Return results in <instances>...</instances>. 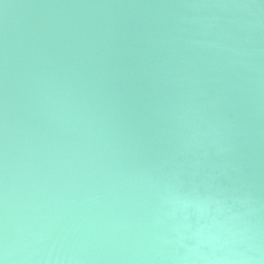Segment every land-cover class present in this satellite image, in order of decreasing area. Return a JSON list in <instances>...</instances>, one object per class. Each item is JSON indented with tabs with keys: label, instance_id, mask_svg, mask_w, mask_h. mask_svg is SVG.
Here are the masks:
<instances>
[{
	"label": "water",
	"instance_id": "1",
	"mask_svg": "<svg viewBox=\"0 0 264 264\" xmlns=\"http://www.w3.org/2000/svg\"><path fill=\"white\" fill-rule=\"evenodd\" d=\"M0 264H264V0H0Z\"/></svg>",
	"mask_w": 264,
	"mask_h": 264
}]
</instances>
